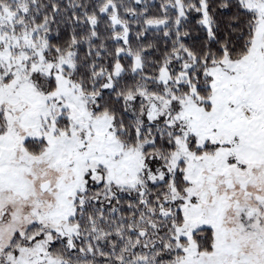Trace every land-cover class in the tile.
<instances>
[{
  "label": "snow or ice",
  "instance_id": "1",
  "mask_svg": "<svg viewBox=\"0 0 264 264\" xmlns=\"http://www.w3.org/2000/svg\"><path fill=\"white\" fill-rule=\"evenodd\" d=\"M0 264H264V0H0Z\"/></svg>",
  "mask_w": 264,
  "mask_h": 264
}]
</instances>
